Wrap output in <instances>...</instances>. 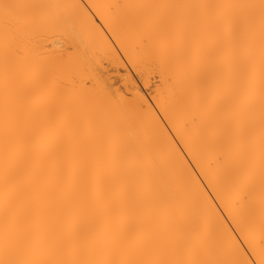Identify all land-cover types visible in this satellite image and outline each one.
Wrapping results in <instances>:
<instances>
[{
	"label": "snow or ice",
	"instance_id": "1",
	"mask_svg": "<svg viewBox=\"0 0 264 264\" xmlns=\"http://www.w3.org/2000/svg\"><path fill=\"white\" fill-rule=\"evenodd\" d=\"M0 264H264V0H0Z\"/></svg>",
	"mask_w": 264,
	"mask_h": 264
},
{
	"label": "bare ground",
	"instance_id": "2",
	"mask_svg": "<svg viewBox=\"0 0 264 264\" xmlns=\"http://www.w3.org/2000/svg\"><path fill=\"white\" fill-rule=\"evenodd\" d=\"M35 2H43V3H71L74 2V0H35ZM87 2V0H85ZM114 80H120V85L123 84V81L121 80L120 76L112 75L111 79L109 80V83H112ZM120 85H116V87H119ZM128 91H131V88H127ZM142 94H144L147 98H151L152 92L149 89L141 88Z\"/></svg>",
	"mask_w": 264,
	"mask_h": 264
}]
</instances>
